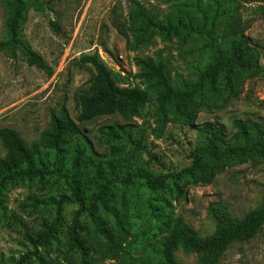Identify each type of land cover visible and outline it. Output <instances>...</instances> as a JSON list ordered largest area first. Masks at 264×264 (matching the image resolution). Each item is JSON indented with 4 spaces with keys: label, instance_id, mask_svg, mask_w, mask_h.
<instances>
[{
    "label": "rangeland",
    "instance_id": "obj_1",
    "mask_svg": "<svg viewBox=\"0 0 264 264\" xmlns=\"http://www.w3.org/2000/svg\"><path fill=\"white\" fill-rule=\"evenodd\" d=\"M233 5V18L242 20L245 35L259 50L262 72L246 73L237 85V95L220 108H201V79L195 65L207 54L199 49L203 42L194 36L155 32L141 42L140 18L130 33V43L118 30L115 20L129 24V12L138 8L153 20L199 21L196 4L213 15L215 0H28L17 33L22 44L0 50V127H15L31 145L50 127L53 113L66 110L77 121L81 133L66 138L64 151L41 147L47 164L43 180L20 181L9 185L0 195V264H13L25 250H36L51 264H78V254L67 246V230L80 208L78 203L61 201L73 193L72 180L79 179L87 208L100 190L94 181L95 165L110 176L113 166L118 179L110 184L112 201L124 216L127 226L119 232L112 217L99 211L104 224L117 235L118 248L109 252L105 240L94 233L87 209L80 213L82 235L92 245L94 264H137L156 260L155 248L177 219L201 236L215 230L210 213L213 205L226 206L231 214L242 217L262 204L264 199V161L234 163L215 174L207 183L179 181L173 175L189 164L190 149L198 144V128L203 122L224 124L230 131L236 118L259 121L264 125V17L254 9L264 0H222ZM10 10L0 0V40L7 36ZM58 21L63 34L56 33L51 21ZM225 26L220 19L221 30ZM24 47L38 52L54 69L28 62ZM99 52L115 70L122 84L136 85L156 95L150 104L127 118L116 112L88 121H78L77 93L88 87L94 75L90 64L81 63L85 54ZM110 126L113 135H107ZM82 150L79 163L74 155ZM157 155L161 161L150 158ZM6 155L0 140V157ZM141 169L168 175L166 189L152 190L136 178L126 186L125 171ZM120 178V179H119ZM106 183L105 181H103ZM98 204H100L98 202ZM56 222L55 238L37 249L27 233L37 236L44 223ZM202 253L175 251L177 264H201ZM31 264H38L35 256ZM219 264H264V224L251 239L236 241L222 254Z\"/></svg>",
    "mask_w": 264,
    "mask_h": 264
},
{
    "label": "trees",
    "instance_id": "obj_2",
    "mask_svg": "<svg viewBox=\"0 0 264 264\" xmlns=\"http://www.w3.org/2000/svg\"><path fill=\"white\" fill-rule=\"evenodd\" d=\"M28 0H3L7 3L10 15L6 26L7 36L0 40V50L22 44L17 33L23 18L25 2ZM43 1V0H38ZM216 5L211 17L206 10L196 4L199 21L177 20L162 23L149 17L142 6L129 12V24L115 20L118 30L130 43V33L135 30V23L142 18L144 26L139 28L141 42H147L155 32L181 34L183 40L194 36L203 42L201 47L208 55L206 60L195 65V72L201 79V108H220L233 96L237 95V85L246 73H260L259 50L250 43L245 35L241 18H233V5L227 7L222 0H215ZM254 11L264 17V4L257 6ZM224 18L225 26L219 30L220 19ZM51 26L58 34H63L62 25L52 20ZM26 57L30 64L44 69L48 75H53L54 69L46 62L44 57L30 47H24ZM83 64H90L94 75L88 87L80 90L76 100L80 106L78 121H88L93 118L110 115L116 112L129 118L138 113L140 106L150 104L156 95L142 88L120 82L118 74L102 58L97 51L85 54L80 59ZM201 139L188 154L189 164L182 170L174 173V185L180 191L182 185L179 181L186 179L188 183H207L210 179L227 166L234 163L249 161L253 164L264 161V125L251 119L236 118L232 121V129L217 122H203L198 128ZM81 133L79 124L66 110L53 113L50 127L43 133L39 141L29 145L21 133L12 126L0 127V140L6 149V155L0 157V195L9 185L20 181L43 180L46 176L47 164L42 157L41 147L53 148L58 152L64 151L66 138L74 137ZM115 129L110 126L107 135H113ZM82 150H77L74 155V164L79 163ZM151 159L162 160L154 154ZM94 181L100 187L97 194L91 199L90 205L85 207V197L81 193L79 179L72 180L73 193L71 196H62L61 201L78 203L80 208L75 211V216L67 230V246L70 251L78 254V264H94L91 260L92 245L82 235L84 229L80 222V213L87 209L94 225V233L101 236L109 252L118 248L117 235L105 226L99 211L110 215L119 232L126 230L127 222L121 211L112 201L110 184L118 176L110 165V176L103 174L99 165H95ZM121 178L126 186H130L138 178L144 185L152 190L166 189L168 175H157L141 169H128ZM120 179V178H119ZM105 181L106 183H104ZM98 202L100 204H98ZM210 213L215 221L213 233L201 236L186 224L182 218H177L170 226L168 234L159 242L154 252L156 260L139 262L137 264H177L175 251L182 247L202 253L201 264H219L223 252L236 241L253 238L264 224V199L261 205L248 211L242 217L231 214L226 206L213 205ZM45 229L37 236L27 233L29 242L37 249L38 245L45 246L50 238H55L57 223L45 222ZM35 256L38 264H51L36 250L27 247L20 258L13 264H31Z\"/></svg>",
    "mask_w": 264,
    "mask_h": 264
}]
</instances>
